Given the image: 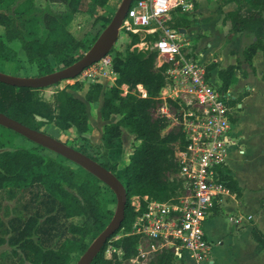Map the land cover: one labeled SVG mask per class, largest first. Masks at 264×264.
<instances>
[{
    "label": "trees",
    "instance_id": "obj_1",
    "mask_svg": "<svg viewBox=\"0 0 264 264\" xmlns=\"http://www.w3.org/2000/svg\"><path fill=\"white\" fill-rule=\"evenodd\" d=\"M34 1L29 0L10 15L5 12L4 5L11 3V0H0V27L4 33V38H0V61L13 63L16 69L19 68L16 51L8 46V43L16 41L25 53L27 63L35 66L37 76L72 65L83 56L79 54L80 49L84 52L88 50L83 40H77L67 28L75 14L87 15L93 19V25L101 22L102 28H105L115 13L107 16L102 12L110 0H42L41 3L45 5L43 9L36 7ZM230 2L236 5V9L227 12L224 17L229 22L230 31L250 32L256 39L244 51L246 62L251 64L257 51L264 53V0H250L248 7H245L244 0H223V4ZM53 7L58 12L52 11ZM218 10L220 11V6L217 7ZM173 21L176 28L185 27L186 14L180 13L177 21ZM130 38L131 42L124 52L112 48L109 53L112 70L117 77L114 85L102 93L99 116L104 122H108L111 116H119V119L103 126L100 138L102 161L68 145L114 174L127 194L124 220L118 232L112 236L122 230V237L109 242L111 237L91 264H123L137 255V237L128 234L134 219L129 199L132 196H148L164 201L173 197L177 185L169 182L165 174L174 169L173 145L178 143L182 146L185 143L179 131H167L169 122L166 119L151 116L150 110L155 98L164 86V76L162 70L154 68L155 54L131 50V46L138 42V37L131 35ZM211 67H206L207 73ZM233 71L234 67L229 66L218 72L222 92L231 87ZM123 85L128 87L126 95H122ZM80 90V84L56 90L54 106L51 108V105L40 98L38 93L41 89L16 88L0 83V113L55 139L57 138L42 128L52 124L60 132L74 129L82 135L89 129L86 102H98L101 86H90V90L84 95V101L71 93ZM122 129L132 134L139 144L133 149L128 163L118 171L117 165L110 163L107 155L115 141L121 137ZM101 184L89 173L77 172L62 163L44 158L31 149L0 151V191L39 187L43 191L44 204L50 205V211L54 210L53 215L44 218L42 223L40 214L36 212L23 221L16 220L15 226L11 224L13 236L9 243L28 258L26 264H68L74 253L81 256L85 252L89 245L85 244L84 239L91 234L97 237L114 214L107 204L101 202ZM226 187L231 191H239L231 178ZM76 217L82 218L83 223L69 225L67 231L71 237L65 238L56 249L44 248L33 240L36 233L49 235L52 230L50 224H55L59 218L69 220ZM251 235L264 249L263 236L255 228ZM108 243L120 250V257L107 249ZM149 264L182 262H175L172 254L166 251L151 258Z\"/></svg>",
    "mask_w": 264,
    "mask_h": 264
},
{
    "label": "built area",
    "instance_id": "obj_2",
    "mask_svg": "<svg viewBox=\"0 0 264 264\" xmlns=\"http://www.w3.org/2000/svg\"><path fill=\"white\" fill-rule=\"evenodd\" d=\"M180 3L133 0L119 28L138 37L131 50L155 54L154 68L162 70L164 86L150 114L166 119L185 142L173 145L174 169L166 174L177 185L175 195L164 201L148 196L129 199L134 219L128 234L137 237V255L128 261L136 264H149L166 251L175 262L211 264L203 224L213 210L232 198L224 177L227 153L236 146L232 125L238 107L231 104L228 92L210 82L206 67L184 51L186 41L172 17ZM80 74L88 78L103 74L113 81L112 86L117 77L109 54ZM121 90L126 95L128 87L123 85Z\"/></svg>",
    "mask_w": 264,
    "mask_h": 264
},
{
    "label": "crops",
    "instance_id": "obj_3",
    "mask_svg": "<svg viewBox=\"0 0 264 264\" xmlns=\"http://www.w3.org/2000/svg\"><path fill=\"white\" fill-rule=\"evenodd\" d=\"M244 1L245 7H248L250 0ZM180 2L187 19L185 27L180 28L184 30L185 47L189 49L187 54L205 67L212 66L207 74L210 82L220 89L218 72L229 66L234 67L232 85L225 92H228L231 102L234 101L231 104L238 107L232 125L236 146L227 153L224 178L226 182L229 178L234 180L239 191L229 189L232 198L221 209L213 210L203 224L210 244L209 259L211 264H264V249L251 235L254 228L264 233V167L261 174L247 176L239 168L241 164H229L230 158H239L240 162L244 160L246 150H250L249 135L260 133L264 136V53L257 51L251 64L246 62L244 51L256 39L250 32L230 31L229 22L224 17L227 12L236 9L234 3L223 4V0ZM219 6L220 11H217ZM83 16L84 14H75L70 24ZM14 44L19 46L16 41L8 43V46L16 51ZM7 64L9 63L0 61V65ZM130 136L134 137L132 134ZM138 144L135 141V147ZM110 154L111 152L107 155L108 159ZM251 220H254L253 223Z\"/></svg>",
    "mask_w": 264,
    "mask_h": 264
},
{
    "label": "rangeland",
    "instance_id": "obj_4",
    "mask_svg": "<svg viewBox=\"0 0 264 264\" xmlns=\"http://www.w3.org/2000/svg\"><path fill=\"white\" fill-rule=\"evenodd\" d=\"M41 1L42 0H35L34 4L36 7L43 9L45 5L44 3H41ZM190 1L191 0H183L184 3H189ZM28 2L29 0H11V3L3 5L5 6V12L11 15L14 10L23 7ZM120 3L121 0H110L109 3L104 7L102 12L104 14H107V16H111L116 11ZM47 5H49V3ZM51 10L58 12V9L56 7L51 8ZM203 10H206V8L203 7ZM181 12L183 13L182 6L178 5V7L175 9V12H172L173 20L177 21ZM188 12H191V10H189ZM190 17H192L191 14ZM69 25L71 34L77 40H83V44L88 48V50L92 47V45L104 29L102 28L101 22L93 25V19L87 15H84L83 18L77 19L75 22ZM3 34V28L0 27V38H4ZM123 37L125 39H123ZM130 42V35L119 32L117 41L113 44L112 48L115 50L121 49V52H124ZM13 46L15 47L18 54L17 64L19 68L16 69L15 65L9 63L5 66L0 65V72L23 78L37 76L38 73L35 66L27 63L25 53L19 49V46L17 44H14ZM188 50L186 49V47L184 48L185 52H189ZM86 52H84L83 49L79 50V54L82 55H84ZM74 84H80L81 90L79 92L72 91L71 93L81 100H84V95L88 90H90V86L95 84H99L101 86V93L98 102L95 104L86 102V110L89 121L88 132L82 135L78 134L74 129L60 132L52 124L44 126L42 130L66 143L67 145L94 155L96 159L101 162L103 149L101 147L100 138L105 122L101 120L98 108H100L102 103V92L109 89L110 86H112L113 81L105 77L103 74H95L93 78H88L83 76V74H80L76 78L64 80L57 85L41 89L38 94L40 98H42V100L51 105V108H53L55 91L62 89L65 86H72ZM118 119L119 116H111L108 123L116 122ZM170 129L168 128L167 131ZM0 145L2 146L0 148L1 151L14 150L19 148L31 149L44 158H49L56 162L62 163L77 172L86 173L77 165L65 160L64 158L56 155L49 150L35 145L29 140L4 127H0ZM249 145L250 150H246L247 154L243 161L240 162L239 158H230L229 164H232L233 166L241 164L239 168L247 176L261 174L264 167L263 134L255 133L253 134V136L249 135ZM134 148V137H131L130 134L125 129H123L121 137L115 141L114 147L110 150L111 154L109 155V162L116 164L117 170L119 171L128 163L129 157L131 156ZM101 185L102 204H107L110 209L115 211L116 198L114 194L103 184ZM44 201L45 198L43 196V191L39 187L24 190L6 189L0 191V264H26L28 262V258L24 254H22L17 248L10 245L9 240L10 237L13 236V231L11 230L10 226L11 224L15 226L16 220L23 221L27 216L32 215L36 212H38V214H40L41 216L40 223H42L43 219L47 216L53 215L54 210L52 211L51 209L50 211V205L44 204ZM110 201H112L113 203L108 204V202ZM226 221L228 222V220ZM253 221L254 220H251V223H253ZM82 223L83 219L80 217L72 218L69 220L59 218L55 224H50L52 230L50 231L49 235L36 233L33 235V240L44 248L56 249L65 238L71 237V235L67 231L68 226L71 224L81 225ZM258 232L261 234V236H263L264 239V233H261L260 231ZM122 235L123 232L120 231L113 238H111L109 242H114L118 238L122 237ZM95 238V234H91L84 239V242L85 244L90 245ZM107 249H113L114 252H116V254L119 256V249L113 247L112 243H108ZM79 257V253H74L71 256V260L68 264H75ZM123 264L136 263L124 261Z\"/></svg>",
    "mask_w": 264,
    "mask_h": 264
},
{
    "label": "water",
    "instance_id": "obj_5",
    "mask_svg": "<svg viewBox=\"0 0 264 264\" xmlns=\"http://www.w3.org/2000/svg\"><path fill=\"white\" fill-rule=\"evenodd\" d=\"M133 0H121L112 19L100 33L92 47L72 65L49 74L35 77H18L0 72V83L16 88L45 89L68 79L76 78L85 68L91 66L110 53L117 40L119 28ZM184 34V30L180 29ZM0 126L29 140L35 145L49 150L65 160L77 165L111 190L116 198V208L105 229L93 240L75 264H91L107 241L120 229L124 220L127 203L126 191L118 178L76 149L42 131H36L0 113Z\"/></svg>",
    "mask_w": 264,
    "mask_h": 264
}]
</instances>
